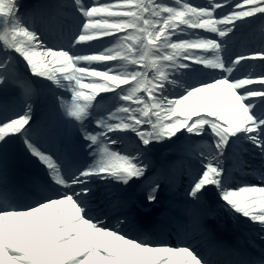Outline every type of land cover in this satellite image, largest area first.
Listing matches in <instances>:
<instances>
[{
    "label": "snow or ice",
    "instance_id": "snow-or-ice-1",
    "mask_svg": "<svg viewBox=\"0 0 264 264\" xmlns=\"http://www.w3.org/2000/svg\"><path fill=\"white\" fill-rule=\"evenodd\" d=\"M0 264H264V0H0Z\"/></svg>",
    "mask_w": 264,
    "mask_h": 264
},
{
    "label": "rangeland",
    "instance_id": "rangeland-1",
    "mask_svg": "<svg viewBox=\"0 0 264 264\" xmlns=\"http://www.w3.org/2000/svg\"><path fill=\"white\" fill-rule=\"evenodd\" d=\"M260 27V24H259V22L257 23V25H256V29H258ZM158 155L160 156V157H163V156H165V155H167V158L169 159V160H176L177 159V157L174 155V154H171V153H168L167 152V150L165 149V148H161V149H159V153H158ZM179 189H181L182 190V188H179ZM178 189V191L173 187V189H172V196L170 197V200L172 201V204L173 205H175L176 203H178V201H179V197L182 195V193L183 192H181L180 190ZM119 190V189H118ZM118 190H116V193H117V191ZM120 192L121 191H123V190H119ZM139 194V196H140V198H141V201H142V203H143V206H141V209L143 210V211H145V212H147V213H149L148 215H147V218H149V216L150 217H153L154 216V211L156 210V208H154L153 206H150V205H147V204H145L144 203V196L137 190V191H133V190H127V192L126 193H124L125 195H128V196H130V197H136V194ZM117 195H120V194H118L117 193ZM137 202H138V199H137ZM144 216V215H143Z\"/></svg>",
    "mask_w": 264,
    "mask_h": 264
},
{
    "label": "bare ground",
    "instance_id": "bare-ground-1",
    "mask_svg": "<svg viewBox=\"0 0 264 264\" xmlns=\"http://www.w3.org/2000/svg\"><path fill=\"white\" fill-rule=\"evenodd\" d=\"M239 168L235 169V171H239L236 174H243L240 170H238ZM211 223L217 228V230L221 233V234H226V233H230L231 230L235 227V222L233 221V219L229 216H225L223 213H221L218 217L212 219ZM253 235H255L254 233H251Z\"/></svg>",
    "mask_w": 264,
    "mask_h": 264
}]
</instances>
